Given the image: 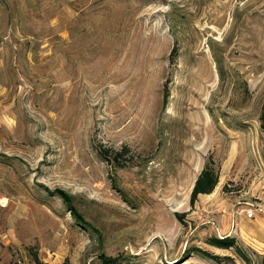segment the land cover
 Here are the masks:
<instances>
[{"label": "rangeland", "instance_id": "obj_1", "mask_svg": "<svg viewBox=\"0 0 264 264\" xmlns=\"http://www.w3.org/2000/svg\"><path fill=\"white\" fill-rule=\"evenodd\" d=\"M262 115L264 0H0V264H264Z\"/></svg>", "mask_w": 264, "mask_h": 264}, {"label": "trees", "instance_id": "obj_2", "mask_svg": "<svg viewBox=\"0 0 264 264\" xmlns=\"http://www.w3.org/2000/svg\"><path fill=\"white\" fill-rule=\"evenodd\" d=\"M261 121H262V123H261V127H262V129H264V115H262V117H261ZM100 154L102 155L103 158H105V159H109V158L107 157V156L109 155L108 151H102ZM34 262H35V264H45V263H43L42 261H40V259L37 258L36 255H34Z\"/></svg>", "mask_w": 264, "mask_h": 264}, {"label": "built area", "instance_id": "obj_3", "mask_svg": "<svg viewBox=\"0 0 264 264\" xmlns=\"http://www.w3.org/2000/svg\"><path fill=\"white\" fill-rule=\"evenodd\" d=\"M6 206H7V201L3 197H0V207L5 208Z\"/></svg>", "mask_w": 264, "mask_h": 264}]
</instances>
